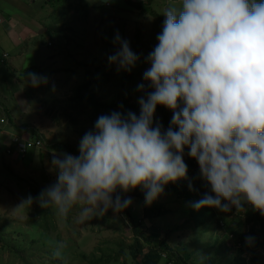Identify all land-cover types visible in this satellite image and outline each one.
Segmentation results:
<instances>
[{
	"label": "clouds",
	"instance_id": "clouds-1",
	"mask_svg": "<svg viewBox=\"0 0 264 264\" xmlns=\"http://www.w3.org/2000/svg\"><path fill=\"white\" fill-rule=\"evenodd\" d=\"M162 14L157 43L144 58L147 86H136L139 113L99 115L79 154H53L55 181L21 204L55 207L65 218L78 208L77 224L109 210L117 216L132 203L118 189L139 187L151 205L169 182L187 179V155L209 187L193 209L229 212L247 203L264 215V0H179ZM112 42L118 47L109 64L131 72L140 56L118 30ZM26 80L48 83L33 72ZM158 105L172 111L167 128L154 121ZM245 239L251 245L255 238ZM65 246L55 242L51 258L61 259Z\"/></svg>",
	"mask_w": 264,
	"mask_h": 264
},
{
	"label": "trees",
	"instance_id": "trees-1",
	"mask_svg": "<svg viewBox=\"0 0 264 264\" xmlns=\"http://www.w3.org/2000/svg\"><path fill=\"white\" fill-rule=\"evenodd\" d=\"M58 1L64 3L65 11L60 16H55V8L58 7L56 2ZM164 1H166L165 3L167 5L171 4L170 0H161L160 2L158 0H118L114 7L120 13L136 11L138 13L136 16L140 14L144 15L145 18L153 16L157 17L158 21H163L156 8L157 4L162 5ZM100 7V0H96L92 5H90L88 0H44V3L38 5L37 10L33 12L34 16L41 12L39 20L44 25V30L35 33L32 38V43L38 47L39 43L44 44L45 47L50 49L47 51L46 60L49 62L56 60L62 51H64L59 45V42L62 41L61 37L68 39L69 31L75 33V28L73 29L68 23V25L62 28L59 25L56 28L57 24L66 22L67 20L70 21L71 19L75 21L76 18H79L78 15L80 17L85 16V20L83 21L85 22L88 19L90 11L93 9L97 12L100 10ZM75 9L78 15L75 14V11L74 14L71 13L72 18H70L69 11ZM113 20L112 18L108 21L113 23ZM51 22L54 23L51 24ZM115 26L116 24L113 23L111 28ZM134 29L130 47L135 53H141V55L138 61L139 64L131 70L129 76L124 74L123 70L119 75L106 69V65L109 64L106 58L107 54H113L118 46L114 45L113 40L110 41V39H107L106 35L97 29L98 31L95 32L93 38L99 35L101 37L100 40L103 39L104 43L103 48L97 46V55H94L93 59H91V63H95L86 64L77 60L75 62V69L66 70V72L75 74L77 70H80L83 75L81 83L76 84L70 91V94H67L66 100L65 96L62 98L51 97V103L53 104H60V102L65 101L62 106V112H55L51 116L53 119L56 118L55 120H59V116L65 117V119L67 118L66 128L68 126L71 127L73 131H70L74 133L72 141L68 139L64 141L55 139L52 142H46L44 134L39 128L35 127L33 121L24 122L22 120L19 122L18 120L17 122L14 120L15 116L3 106L0 100V113L4 112L5 114V118L0 117L1 161L7 168V160L17 158L15 161L22 163L25 165L24 168L29 170L27 175L25 173L23 174V171L22 174L16 175L18 182H24L28 185L30 190H27L28 192L26 191L25 193H31L32 197H37L44 188L47 177L49 178L52 175L53 182L55 181V173L50 171V165L37 172L33 168L32 163L34 162L35 151H37V156H39L40 160L43 161H50L48 153L52 151L78 155L79 140L76 138V135H84L85 132L92 130L94 122L99 115L108 114L114 110L124 113L130 110L136 114L139 113L137 100L143 93L138 92L136 86L139 83H145L147 86V82L142 79V74L147 69L146 65L148 63L145 62L144 58L149 53L148 49L151 46L145 48L144 41L142 42L140 28L135 26ZM37 35H41L43 40H35ZM144 38L147 37L145 36ZM2 56L3 58L0 61L2 60V63L6 64L4 53ZM62 56H67L66 51L63 52ZM31 68L36 69L35 64ZM5 83H0V93L4 87H8L6 85L9 84ZM106 91L115 94V97L111 100H106ZM65 103H70L68 111L64 107ZM120 105L123 107H119ZM171 116L172 111L170 109L158 105L154 114V121L158 120L164 128H167ZM1 118L3 119L1 120ZM20 143L23 146H20ZM185 152H187V149H185ZM5 159L7 160L5 161ZM184 161L188 168L187 179L181 178L176 182H169L165 185L164 192L167 193L165 199L159 195L151 205H146L144 202V204L139 205L137 208H132V206L126 208L121 215L124 217V220L126 219L128 225L131 226L132 236L127 238L120 235L105 238L103 243L95 246L94 251L79 254L86 264H115L118 262L120 256L123 258H128L129 256L133 261L137 256H140V260L135 261V264H159L160 261L163 264H262L259 261L258 251H264V215H261L258 210H255L247 203L244 204L243 208L237 210L233 207L229 212H222L214 207L207 206L201 207L199 210L193 209L190 206L191 202L200 199L206 191H209V187L200 178L197 161L187 155L184 156ZM12 168L14 169L13 166ZM20 168L21 165L19 166ZM189 184L192 185L191 190L189 189ZM117 191L122 198L128 195L134 196L136 205L144 201L143 192L139 187L131 189L128 192H120L119 189ZM173 195L176 198H172ZM23 196H21V201L23 200ZM171 198L172 200H177L180 207L187 206L188 208L186 222L190 224L188 235L190 242L185 241L186 239L183 240L179 236V232H182V229L174 228L171 231L167 230L162 237L160 228L153 226L151 223L153 217L163 218L164 215L172 212L173 207L170 204ZM23 205L22 207L25 206ZM25 207H29V205L26 204ZM31 207L40 215V220L36 222L37 231L42 236L49 235V228L55 225L54 208L49 207L44 209L37 203H33ZM108 214L109 212L102 217H108ZM71 215L72 212L69 217ZM69 217L66 218L67 221H69ZM9 234L0 233V243L2 245L5 240H13V238L9 237ZM19 235L20 232L15 235L11 234L12 237H19ZM248 236L255 238L251 245L246 243L245 238ZM39 239L38 237L28 239V245L24 247L21 246L22 239H20L18 243H14L13 250L19 253L30 249L28 254L30 256L34 253H40L41 250L43 251L41 247L46 246L47 250L44 251L46 253V259L37 260L35 264H62L61 259L54 260L51 258L53 244ZM54 241L57 242L58 238ZM64 244L66 246L62 254L69 248L67 242H64ZM260 248L262 249L260 250ZM96 251H99L100 254L96 255ZM27 264L31 263L27 261Z\"/></svg>",
	"mask_w": 264,
	"mask_h": 264
},
{
	"label": "rangeland",
	"instance_id": "rangeland-1",
	"mask_svg": "<svg viewBox=\"0 0 264 264\" xmlns=\"http://www.w3.org/2000/svg\"><path fill=\"white\" fill-rule=\"evenodd\" d=\"M22 1H24L25 4L30 5L33 9H36L38 5L44 3V0ZM100 1V10L95 12L92 9L85 22H83L85 20V16L80 17L75 9L69 11V13L71 15V13L74 14L76 11L75 14L78 15L79 18H76L75 21L71 19L70 21L67 20L66 22L57 24L56 28H58V25L62 28L68 24L73 29L75 28V33H71V31H69V38L67 39L66 37H61L62 41L59 42L61 49L67 53L66 57L62 56L64 52L62 51L56 60H51V62L47 61V51L50 49L39 42H37L39 43V47L37 45L27 43L25 45H21L20 47L18 44L15 47L11 45H4L0 48V59H2V53L6 49V54H8V56L5 57L6 64L0 65V83L3 84L6 81V83L11 85H6L8 87H4L2 89L3 91L1 90L0 100L3 103V106L13 116H15L14 120L17 122L18 120L19 122L22 120H24V122L33 121L35 127L39 128L44 134L46 142H52L55 139H59L61 141L67 139L70 141L73 140L74 133L70 131L72 130L71 127L68 126L66 128L68 122L67 118L65 119V117L59 116V120H55L56 118L53 119L51 116L55 112H62V106L65 101L62 103L60 102V104H53L51 103V97L54 96V98H62L65 96L66 100L67 94H70V91L76 84L81 83L83 75L80 70H77V73L75 74L66 72V70L75 69V62L77 60L86 64L95 63H91V59H93L94 55H97V46L103 48L104 43L103 39L100 40L101 37L99 35H96V37L93 38L96 31H102L106 35V38L112 41L115 32L118 30L121 37L126 38L130 43L132 42V35L135 31L134 28L135 26H138L140 28L141 38L142 42L144 41L145 48L147 46H151L148 49L149 52L157 43L156 35L160 32L162 25V21H158L157 17L150 16L149 18H145L142 14L136 16L138 14L136 11H126L120 13V11L116 10L114 7L118 0ZM158 1L160 2L161 0ZM170 1L171 4L168 5L165 3L166 1H164L162 5L157 4L156 9L160 13V17H162L163 20L165 19L162 14L164 9L170 6L179 7L178 0ZM88 2L92 5L96 2V0H88ZM0 3L12 9L17 8L10 1H3V3L0 1ZM56 4L58 7L55 8V16H60V14L65 11L64 3L62 1H58ZM0 16L1 19L7 20L9 17L8 10H4L0 7ZM70 18H72V15ZM112 18L114 19L113 23L116 24L113 28H111L113 23L108 21ZM43 21L45 22V20ZM1 22H3V20H1ZM1 22L0 28L3 30L4 34L7 35L9 30L6 29ZM22 22L26 24V27H31L34 32L37 30H44V25H42L40 20H36L31 13L27 14V16H23ZM53 23L54 22H51V24ZM47 33L50 34L49 32ZM145 36L147 38H144ZM37 39L43 40L41 35H37L35 40ZM86 39L88 40L86 41ZM109 55L110 54H107L106 58ZM138 55L140 56L141 53ZM33 64H35L36 69L31 68ZM137 64L139 63L137 62ZM146 66L148 68L150 65L148 64ZM106 69L114 74L120 75L122 73V70L117 71L116 65L114 64H107ZM29 72L46 76L48 78V83L41 84L38 87L31 86L26 80ZM123 73L127 74V71H123ZM57 87H59V89H57ZM106 92V100H111L115 97V94L108 91ZM69 105L70 103H65L64 105L67 111L69 110ZM4 116V112H1L0 117ZM61 130L63 131L62 133ZM82 136L83 134H77L76 138L80 141ZM60 153L64 152L52 151L48 153V156L51 160L53 154L59 155ZM1 159L2 158L0 157V233H10L9 237L13 238V240H5L3 245L0 243V264H27V261L31 264H35L37 260L46 259V253L44 252L47 250L46 246L41 247L43 251L41 250L40 253H34L30 256L28 255L30 249L16 253L13 250L14 243H18L20 239H22L21 246L24 247L28 245L27 241L28 239L30 240V238L38 237L40 238L39 240H46L53 245L56 242L54 240H57L58 238V241L67 242L69 244V248H67L62 254V264H86L84 259L79 254L94 251L95 246L103 243L105 238H112L120 235L127 238L132 236L131 226L128 225L126 219L124 220V217L121 214L114 216L111 210L108 211V217H94L92 220L77 224L74 222L73 217L78 211V208H73L72 215L69 217V221H67L66 218L60 217L55 207H50L54 208L53 212L55 216V225L52 226V228H49L50 236L40 235L36 226V222L40 220V215L33 207H25L26 204L22 207V204L20 203L26 197L31 195V193H25L30 189L24 182H18V177L16 175H20V173L22 174V171L23 174L25 173V175H27L29 170L25 169V165L22 163L19 162V164L16 162L15 159L17 158L11 160L5 159V161L7 160V168ZM33 161L32 166L36 172L41 171L50 165L49 160H40L39 156H37V151L34 153ZM20 165L21 168L19 169ZM51 183H53L52 175H50L49 178L47 177V182L45 183L44 188ZM22 195L24 196L21 201ZM160 195L163 196L164 199L167 197V193L164 191ZM127 197H131L132 203L130 206L134 208L144 204V201H141V203L136 205L134 196L128 195ZM172 198L176 197L173 195ZM172 198L170 203L173 207L172 212L164 215L163 218L153 217L151 223L153 226L160 228V231H162V237L165 235L164 232L167 230L171 231L174 228L182 229V232H179V236L183 240L186 239L185 241L190 242V238L188 236L190 224L186 222L188 208L187 206L180 207L178 201L175 199L172 200ZM142 225L144 224L142 223ZM18 232H20L19 237L11 236V234L15 235ZM261 249L262 248H260V250ZM258 253L260 263L262 262V264H264V251H258ZM98 254H100V252L96 251V255ZM139 260L140 256H137L134 261L129 258V256L128 258L120 256L118 262L115 264H135V261ZM159 264L163 263L160 261Z\"/></svg>",
	"mask_w": 264,
	"mask_h": 264
},
{
	"label": "crops",
	"instance_id": "crops-1",
	"mask_svg": "<svg viewBox=\"0 0 264 264\" xmlns=\"http://www.w3.org/2000/svg\"><path fill=\"white\" fill-rule=\"evenodd\" d=\"M2 3L3 1H10L13 3L17 8H9L7 6H4L0 3V7H2L4 10H8L9 12V17L7 20L1 19L0 16V22H1L6 29L9 30V33L7 35L4 34L3 30L0 28V48L4 45H11V46H18L20 47L21 45H25L27 43L33 44L32 43V38L37 33L38 31L42 30H37L34 32L31 27H26V24L22 22L23 16H27V14L31 13V15L36 19H40L41 12L36 14L35 16L33 15V12L37 10L31 8L30 5L25 4L24 1L22 0H0ZM8 27V28H7ZM39 28V27H38ZM7 50V49H6ZM6 50L3 52L4 57L8 56L6 54ZM2 53V55H3ZM3 58V56H2ZM6 60V59H5ZM4 60V61H5ZM6 62V61H5ZM3 64L2 60L0 61V65Z\"/></svg>",
	"mask_w": 264,
	"mask_h": 264
},
{
	"label": "water",
	"instance_id": "water-1",
	"mask_svg": "<svg viewBox=\"0 0 264 264\" xmlns=\"http://www.w3.org/2000/svg\"><path fill=\"white\" fill-rule=\"evenodd\" d=\"M130 73H131L130 71H127V76H129V75H130Z\"/></svg>",
	"mask_w": 264,
	"mask_h": 264
},
{
	"label": "built area",
	"instance_id": "built-area-1",
	"mask_svg": "<svg viewBox=\"0 0 264 264\" xmlns=\"http://www.w3.org/2000/svg\"><path fill=\"white\" fill-rule=\"evenodd\" d=\"M2 119H3V118H1V120H2ZM14 140H16V139H14ZM20 146H23V144L20 143Z\"/></svg>",
	"mask_w": 264,
	"mask_h": 264
}]
</instances>
